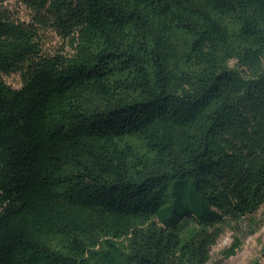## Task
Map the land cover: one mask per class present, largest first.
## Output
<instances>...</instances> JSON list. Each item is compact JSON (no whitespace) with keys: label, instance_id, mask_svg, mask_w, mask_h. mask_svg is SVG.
Returning <instances> with one entry per match:
<instances>
[{"label":"trees","instance_id":"1","mask_svg":"<svg viewBox=\"0 0 264 264\" xmlns=\"http://www.w3.org/2000/svg\"><path fill=\"white\" fill-rule=\"evenodd\" d=\"M19 1L28 22L0 6V264H208L264 205V0Z\"/></svg>","mask_w":264,"mask_h":264},{"label":"rangeland","instance_id":"2","mask_svg":"<svg viewBox=\"0 0 264 264\" xmlns=\"http://www.w3.org/2000/svg\"><path fill=\"white\" fill-rule=\"evenodd\" d=\"M0 6L10 11L19 21L28 22L31 12L19 0H4ZM42 47L48 53H56L62 47L68 51L66 41L49 31L42 33ZM4 81L13 88H20L19 75L4 77ZM222 233L210 248L208 264H263L264 263V205L256 213L239 218H227L221 225ZM238 239L240 246L235 254L225 258L223 252Z\"/></svg>","mask_w":264,"mask_h":264}]
</instances>
